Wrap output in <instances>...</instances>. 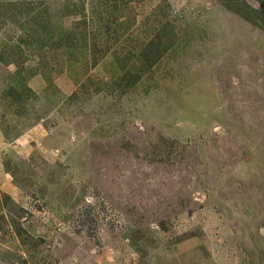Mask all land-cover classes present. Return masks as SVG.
<instances>
[{
	"label": "rangeland",
	"instance_id": "374dc122",
	"mask_svg": "<svg viewBox=\"0 0 264 264\" xmlns=\"http://www.w3.org/2000/svg\"><path fill=\"white\" fill-rule=\"evenodd\" d=\"M230 6L261 3L0 0V264H264V31Z\"/></svg>",
	"mask_w": 264,
	"mask_h": 264
},
{
	"label": "trees",
	"instance_id": "16d2710c",
	"mask_svg": "<svg viewBox=\"0 0 264 264\" xmlns=\"http://www.w3.org/2000/svg\"><path fill=\"white\" fill-rule=\"evenodd\" d=\"M258 1L261 3L260 9L250 10L249 12L241 9L234 10L231 6L229 8L252 25L264 31V0Z\"/></svg>",
	"mask_w": 264,
	"mask_h": 264
}]
</instances>
